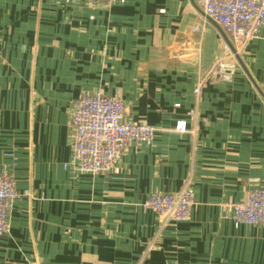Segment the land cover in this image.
Returning <instances> with one entry per match:
<instances>
[{
  "label": "crops",
  "instance_id": "0c3cea01",
  "mask_svg": "<svg viewBox=\"0 0 264 264\" xmlns=\"http://www.w3.org/2000/svg\"><path fill=\"white\" fill-rule=\"evenodd\" d=\"M228 40L195 0H0V171L21 194L0 264H264V226L231 208L264 187V32ZM97 92L157 131L93 174L69 165L71 111ZM186 185L188 220L144 209Z\"/></svg>",
  "mask_w": 264,
  "mask_h": 264
},
{
  "label": "built area",
  "instance_id": "2783aa9c",
  "mask_svg": "<svg viewBox=\"0 0 264 264\" xmlns=\"http://www.w3.org/2000/svg\"><path fill=\"white\" fill-rule=\"evenodd\" d=\"M195 4L228 35L229 43L224 49L233 57L239 56L250 40L259 38L264 32V0H195ZM194 30L200 31V24ZM224 63L225 58L220 57L211 73L221 70ZM200 87L195 88L196 94ZM125 112L126 105L119 92L114 96L101 92L80 96L71 111L72 160L69 165L82 172L105 173L129 144L147 142L154 137L156 126L131 122L126 119ZM174 131L186 133L187 119H177ZM19 198L15 175L0 171V241L9 232L8 216ZM193 205L194 193L188 185L175 193L152 192L143 203L145 210L161 215L166 222L188 220ZM231 208L236 225L264 226V187L249 191L243 201L233 202Z\"/></svg>",
  "mask_w": 264,
  "mask_h": 264
},
{
  "label": "water",
  "instance_id": "95a60500",
  "mask_svg": "<svg viewBox=\"0 0 264 264\" xmlns=\"http://www.w3.org/2000/svg\"><path fill=\"white\" fill-rule=\"evenodd\" d=\"M212 21V20H211ZM213 23H215L214 21H212ZM216 24V23H215ZM218 27H220L218 24H217ZM221 28V27H220ZM222 29V28H221ZM228 43H229V40H228Z\"/></svg>",
  "mask_w": 264,
  "mask_h": 264
}]
</instances>
